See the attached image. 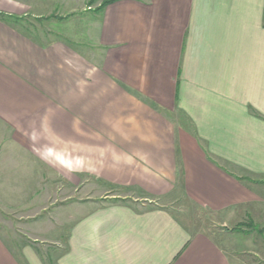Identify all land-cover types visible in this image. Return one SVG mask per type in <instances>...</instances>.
I'll return each mask as SVG.
<instances>
[{"label":"crops","instance_id":"crops-1","mask_svg":"<svg viewBox=\"0 0 264 264\" xmlns=\"http://www.w3.org/2000/svg\"><path fill=\"white\" fill-rule=\"evenodd\" d=\"M182 198L262 218L264 0H0V264H233Z\"/></svg>","mask_w":264,"mask_h":264},{"label":"rangeland","instance_id":"rangeland-1","mask_svg":"<svg viewBox=\"0 0 264 264\" xmlns=\"http://www.w3.org/2000/svg\"><path fill=\"white\" fill-rule=\"evenodd\" d=\"M60 188L59 186L55 189L58 190ZM62 195L65 196V191L61 192ZM113 196L119 197L120 192L111 190L108 197L112 198ZM57 205L59 204L0 202V229L8 230L12 234H20L24 238L33 239L40 232L34 227V221L42 222V225L38 227L45 228L50 226L49 220L39 218L34 220L33 218L28 219L26 217L33 216L42 209L46 211L52 210ZM168 208L181 216L193 230L207 232L215 236V238L220 235L222 243L230 253L229 255L233 264H264V212L262 213V218L252 219L257 225H255V229L243 228L240 231H234V226L231 225L221 228L216 216L200 209L184 198L168 205ZM260 226L261 228H258ZM241 231L245 232L239 234Z\"/></svg>","mask_w":264,"mask_h":264},{"label":"trees","instance_id":"trees-1","mask_svg":"<svg viewBox=\"0 0 264 264\" xmlns=\"http://www.w3.org/2000/svg\"><path fill=\"white\" fill-rule=\"evenodd\" d=\"M105 4H107V2H106ZM253 227H255V226L253 225ZM241 229H242V228H241V225L238 226V227H236V228H234L235 231H240Z\"/></svg>","mask_w":264,"mask_h":264}]
</instances>
